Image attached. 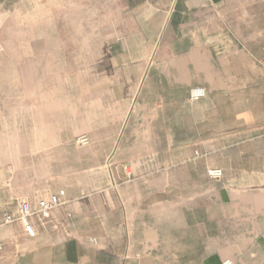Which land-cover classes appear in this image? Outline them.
<instances>
[{"label":"crops","instance_id":"obj_1","mask_svg":"<svg viewBox=\"0 0 264 264\" xmlns=\"http://www.w3.org/2000/svg\"><path fill=\"white\" fill-rule=\"evenodd\" d=\"M0 244V264H264V0H0Z\"/></svg>","mask_w":264,"mask_h":264},{"label":"built area","instance_id":"obj_2","mask_svg":"<svg viewBox=\"0 0 264 264\" xmlns=\"http://www.w3.org/2000/svg\"><path fill=\"white\" fill-rule=\"evenodd\" d=\"M206 96V91L202 88H193L190 91V101L195 102L200 100L201 98H204ZM88 140L83 137L81 140H79V144H86ZM196 156H199L198 153H196ZM208 176L211 179H220L222 177V170L221 169H211L208 171ZM66 195V192L64 190H61L58 194H55L52 196L50 201H40L38 204V210L33 211L31 208V205L27 201L18 202L17 208L20 210V216L18 218H14L10 212H6L4 215V224H12L16 221H22L26 222V220L31 216H39L44 215L48 216V214L59 207L61 205L60 199ZM27 229L30 231V227L27 226ZM1 248V244H0ZM223 264H234L232 261H226Z\"/></svg>","mask_w":264,"mask_h":264},{"label":"rangeland","instance_id":"obj_3","mask_svg":"<svg viewBox=\"0 0 264 264\" xmlns=\"http://www.w3.org/2000/svg\"><path fill=\"white\" fill-rule=\"evenodd\" d=\"M77 75H79V74H77ZM77 75H76V76H77ZM73 79H76V78H73ZM83 137H85V138L88 140V142H87L86 144H84V145L78 143L79 140H81V138H83ZM75 144H76L77 146H79V147L88 146V145L90 144V139H89L88 136H80V137H78V138L75 139Z\"/></svg>","mask_w":264,"mask_h":264}]
</instances>
